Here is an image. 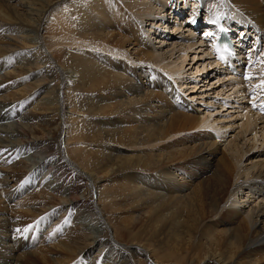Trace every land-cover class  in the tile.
Masks as SVG:
<instances>
[{"label": "bare ground", "instance_id": "bare-ground-1", "mask_svg": "<svg viewBox=\"0 0 264 264\" xmlns=\"http://www.w3.org/2000/svg\"><path fill=\"white\" fill-rule=\"evenodd\" d=\"M210 18L264 40V0H0L1 263L264 264V50L233 78ZM216 69L237 119L174 85Z\"/></svg>", "mask_w": 264, "mask_h": 264}, {"label": "rangeland", "instance_id": "rangeland-1", "mask_svg": "<svg viewBox=\"0 0 264 264\" xmlns=\"http://www.w3.org/2000/svg\"><path fill=\"white\" fill-rule=\"evenodd\" d=\"M195 2V1H194ZM262 3V2H261ZM226 4V3H225ZM204 6H206V5H204ZM228 7V9H230V7L229 6H227ZM206 8H207V6H206ZM232 8V7H231ZM161 13H163V10L162 11H160ZM229 12H230V10H229ZM154 15H156V14H154ZM158 16H160V14H157ZM161 17V16H160ZM159 19H161V18H157L156 20H159ZM173 22H169V23H165V24H163V26H162V28H159V30H158V34H160V30H163L164 32H165V34L163 35V36H160V37H154L153 35H152V33H150V34H148V36L150 37V44L152 45V47H156V46H162V44H158V42H157V40H165L167 37H168V35H172V36H174V35H178V36H183L184 35V33H174V32H172V30H171V27L173 26V24H172ZM187 26H189V28H191L192 26L190 25V24H187ZM186 25H184V28H188ZM52 27V26H51ZM44 28H46V34H45V37L47 38V41L49 42L50 40H52L51 39V34H48L47 33V31H48V29H49V27H48V25L47 26H45ZM146 31V33L150 30V27L149 26H146L145 28H144ZM44 31V32H45ZM197 33V32H196ZM188 34V33H187ZM165 35H167V37H165ZM197 36L199 37V35H198V33H197ZM153 38V39H152ZM171 40H172V38H169L167 41L168 42H171ZM207 47V46H206ZM204 50V49H203ZM205 53H203V54H200L201 56H205L204 55ZM190 59L191 58H193V53L192 52H190ZM202 62H204V61H202ZM134 65H135V63L134 64H130V66H132V67H134ZM198 66H200V65H198ZM197 68V65H195L194 67H192V64H191V62H189V60L187 61V64H186V73L189 75V73L191 72V71H189L190 69H192V72H195L196 69ZM201 70H202V68H200ZM220 70V69H219ZM218 69H216V71H213V73H211V74H206V73H204L205 75L202 77V79H200V80H197V78L199 77H201V76H198L197 77V74L199 75V73H197L195 76H194V74H191V76L193 77V78H191V76H188L187 78H188V80L187 79H184V81H182V84H184L185 82L189 85H191V83H194V84H199L198 85V88H197V90H195V92L197 93L198 92V94H199V96H202V97H200V98H195L194 100H192V99H190L192 96L190 95V92L192 91L191 89H189V88H182V89H180L181 88V85H180V83H178V84H174V80H171L170 82L171 83H173L175 86H176V89L178 90V92H179V90H180V94L183 96V98L184 99H186V101L188 102V103H190L192 106H193V108L194 109H198V110H200V111H198L199 113H202V112H204V110L206 109H209V110H211L210 112H216V111H221L218 115L220 116V118H222V119H231V118H233V117H235V118H233V120L234 119H237L236 118V116H238L237 114H242V109H239L240 108V106H245L246 105V101L245 100H243L242 102H241V98H243L242 96L241 97H239V98H235L234 97V99L236 100V101H234V100H232L230 103H227V105L226 106H223L222 107V105H221V103H225V102H228L227 101V99L228 98H232V95H230V94H233L232 92H234V91H231V92H228V90L230 89V83L231 82H227V81H229L228 80V76H226V75H224V74H220ZM201 72V71H200ZM190 77V78H189ZM219 77H221V78H219ZM206 78V79H205ZM206 80V81H204V80ZM208 79V80H207ZM222 80V81H221ZM212 81H213V83H212ZM214 82H216V84H214ZM217 82H220L219 84L217 83ZM222 83V84H221ZM186 85V84H185ZM217 85V86H216ZM220 85H222L221 86V88H218ZM224 85V86H223ZM200 88V89H199ZM218 88V89H217ZM185 89V90H184ZM210 89V90H209ZM199 90V91H198ZM215 90H218V91H215ZM187 92H189V93H187ZM187 93V94H186ZM204 94V95H203ZM208 95V96H207ZM197 96V95H196ZM204 97V98H203ZM193 98V97H192ZM214 100V103L215 104H217V105H215V104H211V103H208L209 101H211V100ZM238 99H240V100H238ZM243 103V104H242ZM242 108V107H241ZM6 109V110H5ZM1 111V113L2 114H6V112L8 111L7 110V108H4V110H0ZM240 112V113H239ZM237 113V114H236ZM11 114H13V112H11ZM236 121V120H235ZM238 121V124H240V120H237ZM5 123V124H4ZM229 123H231V122H229ZM2 125H9V122H8V124H7V122H2L1 123ZM6 126H3V127H1V129L2 130H6ZM5 127V128H4ZM7 129H8V127H7ZM8 132H10V133H13V131L14 130H12V129H9V130H7ZM237 132V130L235 131V128L233 129V130H231V132H227L228 133V135L226 136V138H223V140H222V142H219V143H225L228 139H229V136L230 135H233L234 133H236ZM232 133V134H231ZM2 137H4V136H2ZM231 137V136H230ZM4 138H6V137H4ZM26 153L25 152H23L22 153V157H24V156H27V155H25ZM18 156H19V158H20V155L18 154ZM28 157H29V155H28ZM26 158V157H25ZM48 168V167H47ZM47 168H44L43 170H42V172L39 174L40 176H39V178L37 179V181H35L34 183H33V189L34 188H36L37 187V185H38V181L42 178V176L45 174V172H46V170H47ZM203 170H206V169H203ZM205 175V174H204ZM31 191H33V190H31ZM246 191H243V192H240V193H245ZM70 227V226H69ZM120 235V236H119ZM118 239H119V242H121V243H126L127 241H128V239H127V236H124L123 234H118ZM124 239V240H123ZM28 240V239H27ZM100 248L99 247H97L94 251H92V253H97L98 252V250H99ZM1 263V262H0ZM1 264H4V263H1Z\"/></svg>", "mask_w": 264, "mask_h": 264}, {"label": "snow or ice", "instance_id": "snow-or-ice-1", "mask_svg": "<svg viewBox=\"0 0 264 264\" xmlns=\"http://www.w3.org/2000/svg\"><path fill=\"white\" fill-rule=\"evenodd\" d=\"M205 35L206 36H211L212 35V33H205ZM245 79H247V80H252L253 79V75L251 74V73H249V74H247L246 76H245ZM257 88H260V89H262V90H264V78H261V82H260V84H258L257 85ZM17 233H19L20 231H21V229H16L15 230ZM25 231H27V229H25Z\"/></svg>", "mask_w": 264, "mask_h": 264}]
</instances>
